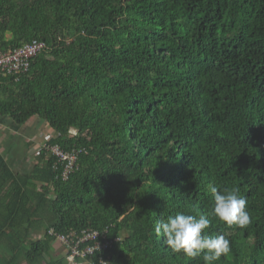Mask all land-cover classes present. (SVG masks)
Wrapping results in <instances>:
<instances>
[{"label": "trees", "instance_id": "1", "mask_svg": "<svg viewBox=\"0 0 264 264\" xmlns=\"http://www.w3.org/2000/svg\"><path fill=\"white\" fill-rule=\"evenodd\" d=\"M32 41L0 118L52 133L27 173L0 152V264H65L56 235L83 230L113 240L94 264H203L153 233L176 212L230 240L215 264H264V0H0V51ZM53 146L79 152L66 180ZM209 184L239 188L246 228L211 216Z\"/></svg>", "mask_w": 264, "mask_h": 264}, {"label": "clouds", "instance_id": "2", "mask_svg": "<svg viewBox=\"0 0 264 264\" xmlns=\"http://www.w3.org/2000/svg\"><path fill=\"white\" fill-rule=\"evenodd\" d=\"M209 192L213 202L212 217L239 228H246L251 223L247 199L240 194L238 187L220 190L214 184H209ZM211 222L203 213L194 215L176 212L157 219L152 231L173 253L182 254L189 260L200 257L203 264H215L231 248L230 240L225 235L205 231Z\"/></svg>", "mask_w": 264, "mask_h": 264}, {"label": "built area", "instance_id": "3", "mask_svg": "<svg viewBox=\"0 0 264 264\" xmlns=\"http://www.w3.org/2000/svg\"><path fill=\"white\" fill-rule=\"evenodd\" d=\"M44 44L38 41H32L15 50L7 52L0 51V73L20 74L26 72L30 66V60L36 56ZM52 131L49 129V133ZM52 133V132H51ZM46 135L45 140L50 138ZM52 154L58 158V162L65 163L62 177L66 180L73 172L79 152L64 153L59 147L50 148ZM53 235V232H49ZM56 241L65 248V264H94L89 257L97 252L108 250L113 240H109L106 232L100 233L96 230H83L80 234L71 232L66 235H56ZM97 264H110L107 259L99 257Z\"/></svg>", "mask_w": 264, "mask_h": 264}, {"label": "rangeland", "instance_id": "4", "mask_svg": "<svg viewBox=\"0 0 264 264\" xmlns=\"http://www.w3.org/2000/svg\"><path fill=\"white\" fill-rule=\"evenodd\" d=\"M11 127L6 129L4 135L7 136V145L12 147L10 151V157L8 158V162L11 164L12 168L21 173H27L36 163V150L33 148H29L27 142L29 141L25 134H22L21 127L10 123ZM50 129V128H49ZM46 135H49L52 131ZM51 136V135H50ZM46 138V137H45ZM45 139H43L40 143H44ZM36 238L41 237V234L35 236ZM54 253L56 256H64L65 248L61 246L60 243H54Z\"/></svg>", "mask_w": 264, "mask_h": 264}, {"label": "crops", "instance_id": "5", "mask_svg": "<svg viewBox=\"0 0 264 264\" xmlns=\"http://www.w3.org/2000/svg\"><path fill=\"white\" fill-rule=\"evenodd\" d=\"M10 123H12L11 120L6 117L0 118V152L5 156L7 161L10 157V151L12 150V147L7 145V136L4 135V132L6 129H9L11 127ZM48 128L49 127L47 123L38 118H33L28 123L23 125L21 127V131H19H23L22 134H25L27 136L29 140L27 144L32 143V145H34L32 149L34 148L36 150V155L37 152L40 150L41 146L43 145L40 142L45 139V132H48Z\"/></svg>", "mask_w": 264, "mask_h": 264}]
</instances>
